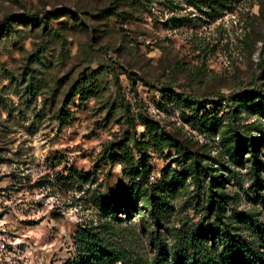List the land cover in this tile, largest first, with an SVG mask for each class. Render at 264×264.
<instances>
[{
    "label": "rangeland",
    "instance_id": "1",
    "mask_svg": "<svg viewBox=\"0 0 264 264\" xmlns=\"http://www.w3.org/2000/svg\"><path fill=\"white\" fill-rule=\"evenodd\" d=\"M161 133L216 176L224 221L264 223V0H0V264H68L136 146L149 183L179 177L174 210L196 221ZM121 226L127 264H145L137 214Z\"/></svg>",
    "mask_w": 264,
    "mask_h": 264
},
{
    "label": "trees",
    "instance_id": "2",
    "mask_svg": "<svg viewBox=\"0 0 264 264\" xmlns=\"http://www.w3.org/2000/svg\"><path fill=\"white\" fill-rule=\"evenodd\" d=\"M160 137L168 147L174 148L176 161L192 180L194 188L189 198L193 212L200 213L199 218L191 222L174 210L172 198L181 187L179 177L159 184L148 182L145 150L136 146L138 158L128 151L121 154L122 173L128 183L92 197L102 222L97 226H77L72 234L75 256L68 264L133 261L119 238L121 223L129 221L133 213L137 214L140 229L148 235L153 247L152 256L145 264H264V223L243 211L236 212L235 217L243 228L224 221L225 196L218 188L216 176L196 161L181 141L165 133ZM255 145L256 141L252 140L249 144L252 151ZM116 146L109 144L105 150ZM108 158L117 160L112 155ZM118 213H123L124 218L118 217Z\"/></svg>",
    "mask_w": 264,
    "mask_h": 264
}]
</instances>
